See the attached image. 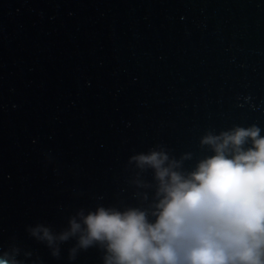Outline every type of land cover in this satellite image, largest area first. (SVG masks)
Here are the masks:
<instances>
[{"label": "water", "instance_id": "obj_1", "mask_svg": "<svg viewBox=\"0 0 264 264\" xmlns=\"http://www.w3.org/2000/svg\"><path fill=\"white\" fill-rule=\"evenodd\" d=\"M252 124L264 129V0H0V251L103 264L98 248L70 261L74 240L53 258L26 227L138 206L132 155L163 144L193 153L191 170L213 154L207 131Z\"/></svg>", "mask_w": 264, "mask_h": 264}, {"label": "clouds", "instance_id": "obj_2", "mask_svg": "<svg viewBox=\"0 0 264 264\" xmlns=\"http://www.w3.org/2000/svg\"><path fill=\"white\" fill-rule=\"evenodd\" d=\"M256 124L207 131L201 148L211 155L188 170L193 153L177 158L163 144L132 155L138 206L80 207L67 226L28 225L31 238L53 258L75 241L68 259L98 248L103 264H264V135ZM151 172L152 179L144 178ZM151 192V196H150ZM16 243L0 251V264H25ZM32 257V252H25ZM32 264H42L39 257Z\"/></svg>", "mask_w": 264, "mask_h": 264}]
</instances>
